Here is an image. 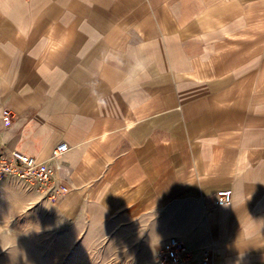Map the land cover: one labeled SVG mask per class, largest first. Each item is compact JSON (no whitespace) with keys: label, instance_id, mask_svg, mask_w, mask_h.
<instances>
[{"label":"crops","instance_id":"crops-1","mask_svg":"<svg viewBox=\"0 0 264 264\" xmlns=\"http://www.w3.org/2000/svg\"><path fill=\"white\" fill-rule=\"evenodd\" d=\"M1 149L60 167L62 222L150 213L156 248L264 264V0H0Z\"/></svg>","mask_w":264,"mask_h":264},{"label":"rangeland","instance_id":"rangeland-1","mask_svg":"<svg viewBox=\"0 0 264 264\" xmlns=\"http://www.w3.org/2000/svg\"><path fill=\"white\" fill-rule=\"evenodd\" d=\"M6 181L40 201L29 202L23 210L0 205V264H156L160 237L154 236V215L125 218L118 226L96 219L79 225L74 216L65 223L55 211L40 206L55 205L59 198L11 176L0 185Z\"/></svg>","mask_w":264,"mask_h":264},{"label":"built area","instance_id":"built-area-1","mask_svg":"<svg viewBox=\"0 0 264 264\" xmlns=\"http://www.w3.org/2000/svg\"><path fill=\"white\" fill-rule=\"evenodd\" d=\"M3 117L9 120L10 110H4ZM68 149V144L58 145L53 150V157L58 158ZM60 167L51 163L41 162L37 158L19 150H0V181L7 177H15L21 182L37 186L39 191L49 193L51 198H60L69 191V187L58 176ZM230 189L217 192V205L225 206L232 202ZM156 264H215L213 246L194 250L176 236L166 239L159 247Z\"/></svg>","mask_w":264,"mask_h":264}]
</instances>
